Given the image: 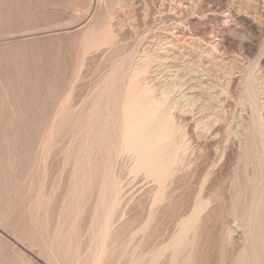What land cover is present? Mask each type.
Instances as JSON below:
<instances>
[{
	"label": "rangeland",
	"instance_id": "1",
	"mask_svg": "<svg viewBox=\"0 0 264 264\" xmlns=\"http://www.w3.org/2000/svg\"><path fill=\"white\" fill-rule=\"evenodd\" d=\"M93 263L264 264V0H0V264Z\"/></svg>",
	"mask_w": 264,
	"mask_h": 264
},
{
	"label": "bare ground",
	"instance_id": "2",
	"mask_svg": "<svg viewBox=\"0 0 264 264\" xmlns=\"http://www.w3.org/2000/svg\"><path fill=\"white\" fill-rule=\"evenodd\" d=\"M258 9V8H257ZM235 13V12H234ZM256 13V12H255ZM236 15V14H235ZM238 16V15H237ZM257 16V15H256ZM239 17H240V15H239ZM242 19H244V18H242ZM236 20V19H235ZM238 20V19H237ZM246 21V20H245ZM88 24V23H87ZM247 24V23H246ZM250 24V23H249ZM242 25V24H241ZM244 25V24H243ZM254 26V25H253ZM250 28V27H249ZM248 28V29H249ZM255 29V28H254ZM250 30V29H249ZM252 32H253V27H252ZM86 31V30H85ZM254 33H255V31H254ZM211 47V46H210ZM216 47H218V46H216ZM213 48V47H212ZM215 48V47H214ZM211 50V49H210ZM214 50V49H213ZM216 50V49H215ZM218 51V50H217ZM145 57V56H144ZM146 57H148V56H146ZM141 58V57H140ZM142 59H143V56H142ZM142 59H141V61H142ZM150 59V58H149ZM148 59V60H149ZM144 60V59H143ZM146 61H147V59H145ZM145 61V62H146ZM144 61H143V63L144 64H146ZM199 62V61H198ZM147 63H148V61H147ZM139 64H140V62H139ZM147 65V64H146ZM149 65V64H148ZM148 65L146 66V68H148ZM203 66V65H202ZM145 67V66H144ZM129 70V69H128ZM137 70H138V68H137ZM194 70V69H193ZM135 71V70H134ZM139 71V70H138ZM119 72V71H118ZM131 72H133V71H131ZM136 72V71H135ZM148 72V71H147ZM147 72H146V69H145V72H144V74L146 73L147 74ZM230 72V71H229ZM107 73V72H106ZM140 73V72H139ZM142 73L143 72H141L140 74L142 75ZM232 73V72H231ZM111 74V73H110ZM132 74V73H131ZM134 74V73H133ZM191 74V73H190ZM251 74H254L253 72L251 73ZM139 75V74H138ZM229 75V74H228ZM110 76V75H109ZM113 76V75H112ZM140 76V75H139ZM143 76H145V75H143ZM250 76V75H249ZM252 77H253V75H251ZM250 76V77H251ZM130 77V76H129ZM142 77V76H141ZM174 77V76H173ZM144 78V77H143ZM149 78V77H148ZM180 78V77H179ZM139 79H140V77H139ZM151 79V78H150ZM184 79V78H183ZM195 79V78H194ZM105 80V79H104ZM130 80V79H129ZM142 80V79H141ZM141 80H140V82H141ZM144 80V79H143ZM196 80V79H195ZM204 80V79H203ZM249 80H251V79H249ZM112 81V83H113V80H111ZM148 81V80H147ZM253 81V80H252ZM133 82H134V80H133ZM144 83H146L145 81H143ZM156 82V81H155ZM137 83V82H136ZM142 83V82H141ZM149 83V82H148ZM173 83V82H172ZM111 84V83H110ZM138 84V83H137ZM150 84H151V82H150ZM126 85V84H125ZM134 85V84H133ZM144 85V84H143ZM147 85V84H146ZM145 85V86H146ZM135 86V85H134ZM133 86V87H134ZM145 86H142V88L143 87H145ZM150 87H152V86H149V84H148V87H145V88H143V89H141V93L139 94V92H138V96H139V100L140 101H142L143 99H149L150 100V103H152L151 104V110H152V112H149V113H143V112H138V110H137V107L139 106V105H141L140 103H139V101L137 100H135L134 102H137L136 104H135V110H134V108L132 107L131 108V110L133 111V112H129V115H128V125H129V128H128V130L127 131H125L126 132V137H125V146H126V149H124L123 148V150H124V152L123 153H125V151H128V152H130V155L133 153H135L136 154V156L137 157H139V163H138V165H139V167H141L142 166V163L143 162H146L145 160L146 159H148V158H150V159H156V157H157V155H158V147H159V143H161V142H163L164 143V141H167L166 140V138H167V134H166V131H164L165 133H163V130L161 129V126H163V124H157L158 122H155V120H154V117L156 116V113L159 111L160 112V109H161V107L162 106H164V105H162V104H166V103H161V99H160V101L158 100V101H154V100H156L154 97V95L152 94V93H157V91L155 90H152ZM98 88H99V86H98ZM110 88V87H109ZM153 88H155V87H153ZM126 89V88H125ZM159 89V88H158ZM96 90V89H95ZM109 90V89H108ZM140 91V90H139ZM154 91V92H153ZM168 91V90H167ZM111 92V91H110ZM123 93V92H122ZM134 93H135V91H134ZM104 94H106V92L104 93ZM163 94H165V93H163ZM166 94H167V92H166ZM171 94V93H170ZM103 95V94H102ZM152 95L154 96V97H152ZM92 96V95H91ZM133 96V95H132ZM151 96V97H150ZM137 96H135V97H133V98H136ZM163 97H164V95H163ZM119 98H121L120 96H119ZM132 98V97H131ZM131 98H129V99H131ZM150 98H154L153 99V101L151 102V99ZM158 98V97H157ZM160 98H161V96H160ZM167 97L165 96V100H163V101H166L167 99H166ZM112 99V98H111ZM189 100V99H188ZM121 101V100H120ZM132 101V100H131ZM133 102V101H132ZM127 103H128V101H127ZM99 104V103H98ZM126 104V103H125ZM144 105H145V103H143ZM178 104V103H177ZM107 105V104H106ZM123 105V104H122ZM172 105H173V103H172ZM176 105V104H175ZM89 106H91V105H89ZM119 106H121V105H119ZM166 106V105H165ZM177 106H179V105H177ZM182 106V105H181ZM97 107H99V106H97ZM107 107V106H106ZM142 107V106H141ZM174 107V106H173ZM88 108V107H87ZM96 108V107H95ZM118 108V107H117ZM181 108V107H180ZM94 109V108H93ZM100 109V108H99ZM123 109V108H122ZM148 109V108H147ZM175 109H176V107H175ZM177 109H178V107H177ZM95 110V109H94ZM144 110V109H143ZM149 110H150V107H149ZM165 110V109H164ZM171 110H173V109H171ZM109 111V110H108ZM120 111V110H119ZM127 111V110H126ZM166 111V110H165ZM170 111V110H169ZM169 111H167L168 113H169ZM93 112H95V111H93ZM147 112H148V110H147ZM162 112V111H161ZM172 112V111H171ZM170 112V113H171ZM79 113V112H78ZM123 113V112H122ZM163 113H164V111H163ZM111 114V113H110ZM92 115V114H91ZM97 115V114H96ZM107 115H109V114H107ZM113 115V114H112ZM160 115V114H159ZM169 115V114H168ZM110 116V115H109ZM125 116V115H124ZM170 116V115H169ZM169 116H166V117H169ZM173 116V112H172V115L170 116V117H172ZM120 117V116H119ZM169 117V118H170ZM174 117V116H173ZM172 117V118H173ZM76 118V117H75ZM92 118V117H91ZM106 118V117H105ZM107 118H109L108 116H107ZM111 118H112V116H111ZM118 118V117H117ZM126 118V119H127ZM171 118V120H174V119H172ZM107 120V119H106ZM161 120V119H160ZM163 120V119H162ZM127 121V120H126ZM159 121V120H158ZM163 121H165V120H163ZM169 122H171L170 120H168ZM167 121V122H168ZM175 121V120H174ZM166 122V125L169 123H167ZM73 123V122H72ZM125 123V122H124ZM127 123V122H126ZM163 123V122H162ZM165 123V122H164ZM175 123H176V121H175ZM175 123L173 122V124H174V126H176L175 125ZM170 124V123H169ZM126 125V124H125ZM124 125V126H125ZM166 125L164 126V129H165V127H166ZM205 125H207V124H205ZM124 126H123V129H124ZM172 126V125H171ZM179 126V128H180V125H178ZM89 127V126H88ZM128 127V126H127ZM169 127V126H168ZM71 128V127H70ZM127 128H125L124 130H126ZM168 130H169V128H167ZM170 129H172V130H175L174 128H170ZM121 130V129H120ZM172 130H170L171 132H172ZM179 130V129H178ZM105 131V130H104ZM181 130H179V131H177V133H176V131H174L176 134H178V132H180ZM124 132V131H123ZM168 132V131H167ZM100 133V132H99ZM173 133V132H172ZM75 134V133H74ZM89 134V133H88ZM166 134V135H165ZM73 135V134H72ZM173 135V134H172ZM112 136V135H111ZM64 137V136H63ZM69 137V136H68ZM175 137V136H174ZM72 138V137H71ZM67 140V139H66ZM87 140V139H86ZM99 140V139H98ZM123 140V139H122ZM175 140H176V138H175ZM177 140H178V138H177ZM181 140H182V138H181ZM180 140V141H181ZM184 140V139H183ZM169 141V140H168ZM167 141V142H168ZM171 141V140H170ZM173 141V140H172ZM171 141V142H172ZM174 142V141H173ZM172 142V143H173ZM186 142V141H185ZM169 143V142H168ZM168 143H164V144H166V146H167V144ZM178 143H180V142H178ZM181 143H183V142H181ZM68 144V143H67ZM111 145V144H110ZM173 145H174V143H173ZM172 145V146H173ZM66 146V145H65ZM85 146H86V144H85ZM184 146L186 147V144H184ZM108 147V146H107ZM180 147H183V145L181 144V146ZM185 147H183L184 149H185ZM63 148H64V146H63ZM161 147H159V149H160ZM111 149V148H110ZM162 149V148H161ZM173 149V148H172ZM182 148H180L179 150H181ZM157 150V151H156ZM171 150V149H170ZM178 149H177V151H179ZM183 150V149H182ZM187 150V149H186ZM186 150L184 151V152H186ZM64 151V150H63ZM65 152V151H64ZM63 152V153H64ZM81 152H82V150H81ZM181 152V151H180ZM179 152V153H180ZM87 153V152H86ZM122 153V154H123ZM182 153V152H181ZM129 154V153H128ZM183 155H184V153H182ZM182 154H181V157H182ZM126 155V154H125ZM161 155V154H160ZM122 156H124V155H122ZM121 156V157H122ZM127 156V155H126ZM125 156V157H126ZM134 156V155H133ZM179 156H180V154H179ZM259 156V155H258ZM76 157V156H75ZM78 157V156H77ZM76 157V158H77ZM120 157V159H122ZM124 157V158H125ZM135 157V156H134ZM184 157V156H183ZM63 158V157H62ZM129 158L131 159V156H129ZM177 158H178V156H177ZM135 159V158H134ZM149 159V160H150ZM181 159V158H180ZM63 160V159H62ZM77 160V159H76ZM133 160V159H132ZM131 160V161H132ZM178 160V159H177ZM73 161H74V159H73ZM130 161V162H131ZM135 161H137V158H136V160H134L133 162L135 163ZM180 161V160H179ZM182 161V162H181ZM180 162L181 163H184L183 162V158H182V160H181ZM72 163V162H71ZM146 163H148V162H146ZM146 163H144V164H146ZM152 164H150V165H148V167H149V169L151 170V172L152 173H154V165H153V162H151ZM175 163H177L176 161H175ZM72 164H74V163H72ZM117 164H119V162L117 163ZM159 164V163H158ZM179 164V163H178ZM157 165V164H156ZM171 166V165H170ZM177 166V165H176ZM181 166V165H180ZM132 167H134V168H136L134 165L132 166ZM143 167V166H142ZM144 167H145V165H144ZM146 167H147V165H146ZM162 167V166H161ZM70 168H72L71 166H70ZM157 168V167H156ZM176 168H178V167H175L174 169L176 170ZM73 169V168H72ZM142 169V168H141ZM141 169H139V170H141ZM146 169V168H145ZM144 169V170H145ZM173 169V170H174ZM74 170V169H73ZM131 170V169H130ZM149 170V171H150ZM179 170V169H178ZM69 172H70V169L68 170ZM135 170H133V172H134ZM68 172V173H69ZM132 172V173H133ZM137 172H138V168H137ZM157 172V171H156ZM178 172V171H177ZM67 173V174H68ZM106 173V172H105ZM130 173V172H129ZM139 173V172H138ZM145 173V172H144ZM148 173V172H147ZM159 173V172H158ZM164 173V172H163ZM170 173V172H169ZM168 173V174H169ZM120 174V173H119ZM133 174H135V172L133 173ZM137 174V173H136ZM135 174V175H136ZM149 174V173H148ZM104 175V174H103ZM115 175V174H114ZM146 175V174H145ZM153 175V174H152ZM166 175V174H165ZM67 176H70V175H67ZM108 176V175H107ZM148 176V175H147ZM157 175L155 174V177H156ZM111 177V176H110ZM109 177V178H110ZM163 177V176H162ZM70 178V177H69ZM107 178V177H106ZM153 178H154V176H153ZM68 179V178H67ZM116 179V178H115ZM162 179V178H161ZM69 180V179H68ZM117 180V179H116ZM122 180V179H121ZM120 180V181H121ZM162 181V180H161ZM107 182V181H106ZM120 185V184H119ZM90 186V185H89ZM114 186V185H113ZM105 187H106V185H105ZM157 187V186H156ZM163 188H165V187H163ZM161 189V192L164 190V189ZM98 190V189H97ZM120 191V190H119ZM65 192V191H64ZM100 192V191H99ZM107 193V192H106ZM119 193V192H118ZM162 194V193H161ZM96 195H98L97 194V192H96ZM100 195V194H99ZM119 196H120V194H119ZM159 196V195H158ZM57 197V196H56ZM85 197V196H84ZM95 197V196H94ZM96 198V200H97V197H95ZM102 198V197H101ZM61 199V198H60ZM77 199V198H76ZM85 200V199H84ZM105 200V199H104ZM116 200V199H115ZM114 200V201H115ZM117 200H118V197H117ZM159 200V199H158ZM57 201V200H56ZM92 203V202H91ZM95 203H97V202H95ZM117 203V202H116ZM201 203H203V202H201ZM208 203V202H207ZM55 204V203H54ZM205 204V203H204ZM203 204V205H204ZM48 205H49V203H48ZM58 205V204H57ZM119 205V204H118ZM118 205H116L117 207H118ZM200 205V204H199ZM202 205V206H203ZM208 205V204H207ZM76 206V205H75ZM201 206V207H202ZM96 207V206H95ZM204 207V206H203ZM202 207V209H204ZM91 208V207H90ZM115 208V207H114ZM80 209V208H79ZM113 209V208H112ZM116 209V208H115ZM52 210V209H51ZM121 210V209H120ZM196 210H198V209H196ZM89 211H91V210H88V212ZM200 211V210H199ZM202 211V210H201ZM92 212H94V211H92ZM95 212H98V211H95ZM198 212V211H197ZM87 213V212H86ZM199 213V212H198ZM42 214V213H41ZM89 214H91V213H89ZM112 214V213H111ZM54 216V215H53ZM57 216V215H56ZM92 216V215H91ZM197 216V215H196ZM90 217V216H89ZM192 217H194V216H192ZM55 218V217H54ZM112 219V218H111ZM94 220H95V218H94ZM191 220V219H190ZM54 221V220H53ZM93 221V220H92ZM187 221V220H186ZM191 221H193V220H191ZM197 221V220H196ZM55 222V221H54ZM87 222V221H86ZM194 222V221H193ZM89 223V222H88ZM112 223V222H111ZM187 223V222H186ZM74 224V223H73ZM91 224V223H90ZM93 224V223H92ZM260 225V224H259ZM91 226V225H90ZM108 226V225H107ZM106 226V227H107ZM184 228V227H183ZM71 229V228H70ZM106 229V228H105ZM192 229V228H191ZM61 232V231H60ZM99 232V231H98ZM113 234V233H112ZM53 235V234H52ZM86 235V234H85ZM88 235H89V233H88ZM104 235V234H103ZM97 236V235H96ZM89 237V236H88ZM103 237V236H102ZM105 237V236H104ZM108 237V236H107ZM181 237V236H180ZM259 239H260V237H259ZM94 240H95V238H94ZM111 240V239H110ZM253 240V239H252ZM256 244H257V242H256ZM177 245V244H176ZM50 246V245H49ZM170 247V246H169ZM98 248V247H97ZM246 248V247H245ZM59 249H60V247H59ZM89 249V248H88ZM88 252V251H87ZM50 256V255H49ZM100 258V257H99ZM153 258V257H152ZM50 259V258H49ZM51 260V259H50ZM84 260V259H83ZM82 260V261H83ZM154 261V260H153ZM94 264V263H93ZM151 264V263H150Z\"/></svg>",
	"mask_w": 264,
	"mask_h": 264
}]
</instances>
